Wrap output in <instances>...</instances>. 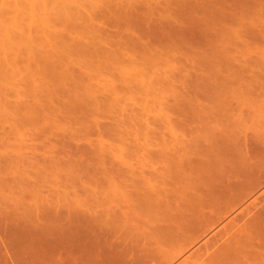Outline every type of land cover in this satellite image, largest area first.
<instances>
[{"label": "rangeland", "instance_id": "1", "mask_svg": "<svg viewBox=\"0 0 264 264\" xmlns=\"http://www.w3.org/2000/svg\"><path fill=\"white\" fill-rule=\"evenodd\" d=\"M38 1L36 5L33 0H0V6L4 5L0 11L7 9L9 17L2 20L6 13L0 12V24L7 29L0 27V85L8 86L7 90L0 86L5 93H0V264L11 259L13 264H56L68 256L83 264H264V217H256L263 202L245 211L242 237L231 239L234 234L229 230L214 238L187 241L177 231L182 221L192 218L191 209L198 203L195 194L206 187V163L220 159L229 144L264 136V0ZM9 30L8 36L25 39H20V47L13 42L16 48L8 43L12 47L5 49ZM21 43L30 46L21 48ZM65 49L69 56L64 55ZM27 51L38 53L27 56ZM61 70L74 73L72 80ZM50 74L53 78L59 74L61 82L58 76L54 79L61 84ZM76 75L83 79L80 84L85 81L93 87L90 93L98 88L94 94L104 103L102 108L101 103L94 104L99 111L93 112L95 106L92 109L86 100L82 105L77 102L80 110L71 102L75 115L67 112L71 105L58 107L63 89L78 84ZM40 80L44 85L38 88ZM63 80L72 83L62 87ZM57 85L63 89L59 91ZM47 86L58 96L46 98L48 90L42 88ZM114 87H120V92ZM46 99L56 101L58 109L52 104L47 108ZM59 108L68 109L63 113ZM88 115L95 118L93 122L100 121L99 128L98 122L97 127L87 124ZM42 116L46 126L36 119ZM64 118L72 123L66 125ZM50 208L49 217L46 210ZM76 210L86 211L87 228L96 230L90 231L93 235L85 233V239L79 238ZM91 237L94 249L89 245ZM172 240L183 242L173 248Z\"/></svg>", "mask_w": 264, "mask_h": 264}, {"label": "crops", "instance_id": "2", "mask_svg": "<svg viewBox=\"0 0 264 264\" xmlns=\"http://www.w3.org/2000/svg\"><path fill=\"white\" fill-rule=\"evenodd\" d=\"M205 182L204 191L195 194L198 203L191 209L192 218L182 221L179 234L187 241L214 238L229 230L234 234L231 239L242 237L246 210L263 202L256 217H264V136L229 144L220 159L206 163ZM181 242L169 244L174 248Z\"/></svg>", "mask_w": 264, "mask_h": 264}, {"label": "bare ground", "instance_id": "3", "mask_svg": "<svg viewBox=\"0 0 264 264\" xmlns=\"http://www.w3.org/2000/svg\"><path fill=\"white\" fill-rule=\"evenodd\" d=\"M34 1H35V0H33V3H34V4L36 3V5H37V2H34ZM36 1H38V0H36ZM31 2H32V0H31ZM31 2H30V3H31ZM38 2H39V1H38ZM71 2H72V1H71ZM30 3H27V4L30 5ZM9 4H10V3H8V5H9ZM34 4H32V5H34ZM67 4H68V6H69V3H67ZM1 5H2V4H1ZM8 5H6V6H8ZM10 5H12V4H10ZM10 5H9V7L11 8ZM65 5H66V4H65ZM2 6H4V5H2ZM2 6H0V8H1ZM66 6H67V5H66ZM68 6H67V8H70V7H68ZM30 7H31V6H30ZM7 8H8V7H7ZM3 9H5V7H3ZM3 9H1V10H3ZM6 10H7V9H5V10H3V11L5 12ZM32 10L35 12V9H32ZM32 10H31V12H33ZM3 11H0V12H3ZM34 12H33V13H34ZM42 12H43L42 15L45 14L44 11H42ZM5 13H6V15H5L4 13H2V14H4V15L6 16V17H2V18H3L2 20H5L4 18H6V19L8 18V19H9V17H7L8 13H7V12H5ZM35 13H36V12H35ZM31 14H32V13H31ZM32 15H34V14H32ZM2 16H3V15H2ZM29 16H30V14H29ZM39 16H40V15H39ZM43 16H46V15H43ZM31 17H33V16H31ZM40 17H41V16H40ZM43 18H44V17H43ZM46 18H48V17H46ZM0 19H1V17H0ZM10 19H12V18H10ZM7 21H8V20H6L5 22H7ZM10 21H13V20H10ZM48 21H49V20H48ZM68 21H70V20H68ZM1 22H2V21H1ZM14 22H15V21H14ZM14 22H12V23H14ZM16 22H17V21H16ZM66 22H67V21H66ZM2 23H3V22H2ZM9 23L11 24V22H9ZM9 23H8V24H9ZM70 23H71V21H70ZM70 23H68V24H69L68 26H70ZM73 23H74V22H73ZM10 24H9V25H10ZM15 24H16V23H15ZM0 25H1L0 27H2V26H4L5 24H4V25L0 24ZM9 25H7V26H9ZM13 26H14V25H13ZM16 26H17V25H16ZM71 26H72V24H71ZM73 26H74V24H73ZM76 26H77V25L75 24V27H76ZM75 27H74V28H75ZM2 28L4 29L5 27H2ZM5 29H6V28H5ZM12 29H13V28H11V30H12ZM71 29H72V28H71ZM77 29H78V27H77ZM6 30H7V29H6ZM72 30H73V29H72ZM0 31L3 32L2 29H1ZM4 31H5V30H4ZM8 32H11V31L9 30V31L6 32V33H7V34H6V35H7V38L5 37V38H6V39H4L5 42L3 41L4 44H5L4 47H6L5 49H8V47H12V46L14 45L13 42H14V43L17 42L15 45H18V46H19L20 42H22V41L25 40V39L23 40V38L21 37L20 34H19V35H20L21 38H20V37H16L17 39H15V36H14V37H12V36H8ZM12 33H13V31H12ZM12 33H11V34H12ZM58 33H59V32H58ZM13 35H16V33L13 34ZM54 35H55V34H54ZM56 35H57V34H56ZM58 35H59V34H58ZM58 35H57L56 37H59V39H62V38L60 37V35H59V36H58ZM0 36H1V34H0ZM22 36H23V35H22ZM2 37H3V35H2ZM2 37H1V38H2ZM54 37H55V36H54ZM56 37H55V39H56ZM64 37H65V35H64ZM67 37H68V36H67ZM12 38H13V39H12ZM18 38H19V39H18ZM25 38H26V37H25ZM20 39H21L22 41H21ZM28 39H29V38H28ZM28 39H27V42H28ZM65 39H66V37H65ZM57 40H58V38H57ZM63 40H64V38H63ZM67 40H69V39H67ZM0 41H1V40H0ZM6 43H7V45H6ZM8 43H10V45H12V46H10V45L8 46ZM11 43H12V44H11ZM0 44H1V47H2V42H1ZM78 44H79V45H78ZM15 45H14V46H15ZM21 45H23V46L21 47V48H23V47H24V44L21 43ZM28 45L30 46V44H27V45H25V47H29ZM82 45L84 46L83 43H82ZM31 46H33V44H32ZM76 46H81V45H80V43H77ZM19 47H20V46H19ZM25 47H24V48H25ZM14 48H16V46H15ZM14 48H13V49H14ZM21 48H20V49H21ZM31 48H32V49H31ZM31 48H28V49L26 48V50H30V49H31L30 51H34V50H35V46H34V47H31ZM33 48H34V49H33ZM83 48H84V47H83ZM83 48H81L82 50H80V51H83ZM11 49H12V48H11ZM167 49H169V48H167ZM1 50L4 51V48H2ZM26 50H25V51H26ZM88 50H90V49L88 48ZM5 51H6V50H5ZM59 51H60V50H59ZM59 51H58V52H59ZM61 51H63V49H62ZM61 51H60V53H61ZM65 51L67 52L66 49H65ZM68 51H69V50H68ZM100 51H101V50H100ZM20 52H21V51H20ZM28 52H29V51L24 52V53H27V54H28ZM40 52H41V51H40ZM91 52H92V51H91ZM98 52H99V51H97V53H98ZM103 52H104V51H103ZM105 52H106V51H105ZM17 53H18V52H17ZM33 53H34V52H33ZM33 53H32V54H33ZM35 53H38V51L35 52ZM35 53H34V54H35ZM41 53H42V52H41ZM60 53H58V54H59V57H61V56L63 57L64 52H63V54L61 53L62 55H61ZM84 53H85V50H84ZM99 53H100V52H99ZM101 53H102V51H101ZM101 53H100V54H101ZM110 53H111V52L107 53L108 56H110V55H109ZM112 53H113V52H112ZM27 54H26V55H27ZM29 54L32 56L31 53H29ZM29 54H28L27 56H29ZM55 54H56V53H55ZM66 54H68L67 56L70 55L69 52L65 53L64 55H66ZM92 54H95V53L92 52ZM105 54H106V53H105ZM105 54H104V55H105ZM224 54H225V53H224ZM53 55H54V54H53ZM60 55H61V56H60ZM86 55H87V52H86V54H85L84 56H86ZM88 55H90V54H88ZM112 55H113V54H112ZM112 55H111L110 57H112ZM114 55H116V54H114ZM146 55H147V54H146ZM33 56H35V55H33ZM42 56H44V55H42ZM56 56H57V55H56ZM102 56H103V54H102ZM132 56H133V55H132ZM90 57H91V56H90ZM90 57H89V61H91L92 59H95V57H93V56H92V59H91ZM110 57H109V58H110ZM141 57H142V56H141ZM27 58H28V57H27ZM46 58H47V56H46ZM49 58H50V56H49ZM63 58H66V56L63 57ZM67 58H68V57H67ZM71 58L73 59V57H71ZM105 58H107V57H105ZM13 59H14V58H13ZM69 59H70V58H69ZM69 59H68V60H69ZM75 59H76V58H74V60H75ZM83 59H84V58H83ZM86 59H88V58H86ZM90 59H91V60H90ZM96 59H97V58H96ZM146 59H147V58H146ZM41 60H42V59H41ZM50 60H51V59H50ZM70 60H71V59H70ZM74 60H73V66H74ZM76 60H77V59H76ZM78 60H79V59H78ZM97 60H98V59H97ZM116 60H117V59H116ZM118 60H119V59H118ZM2 61H3V60H2ZM14 61H15V59H14ZM14 61L11 60V62H14ZM46 61H47V60H46ZM51 61H52V60H51ZM92 61H93V60H92ZM95 61H96V60H95ZM95 61H94V62H95ZM146 61H147V60H146ZM15 62H16V61H15ZM41 62H43V60H42ZM53 62H54V60H53ZM71 62H72V61H71ZM76 62H77V61H76ZM82 62H83V61H82ZM85 62H86V61H85ZM96 62H98V61H96ZM110 62H111V60H110ZM3 63H4V61H3ZM43 63H44V62H43ZM45 63H46V62H45ZM50 63H51V62H50ZM68 63H69V62H68ZM77 63H79V62H77ZM148 63H149V62H148ZM11 64H12V63H11ZM14 64H15V63H14ZM46 64H47V63H46ZM65 64H67V63H65ZM75 64H76V63H75ZM100 64H101V63H100ZM0 65L2 66L3 64L0 63ZM35 65H36V64H35ZM49 65H52V63L49 64ZM53 65H54V64H53ZM55 65H56V64H55ZM68 65H70V64H68ZM82 65H83V64H82ZM90 65H91V64H90ZM16 66H17V65H16ZM31 66H32V68H33V65H31ZM41 66H42V68L44 67V65H41ZM60 66H61V65H60ZM66 66H67V65H65V67H66ZM93 66H94V65H93ZM93 66H92V67H93ZM12 67H13V66H12ZM36 67H37V65H36ZM65 67L63 68V70L65 69ZM68 67H69V66H68ZM68 67H67L66 69H68L67 72L69 73L70 69H69ZM92 67H91V68H92ZM98 67H100V66H97V68H98ZM137 67H138V66H137ZM3 68H4V67H3ZM30 68H31V67H30ZM39 68H40V65H39ZM39 68H37V70L40 71ZM45 68H47V65H46V67H44V69H45ZM56 68L59 69L60 67H57V66H56ZM95 68H96V67H95ZM95 68H94V69H95ZM138 68H139V67H138ZM7 69H8V68H7ZM7 69H6V70H7ZM9 69H10V68H9ZM28 69H29V68H28ZM28 69H27V70H28ZM53 69H55V68H53ZM53 69H52L51 71L48 70L49 73L51 72V73L53 74V72H52ZM61 69H62V68H61ZM72 69H74V68H72ZM81 69H82V68H80V70H81ZM98 69H99V68H98ZM98 69H96L95 71L98 72ZM100 69H102V68H100ZM6 70H5V71H6ZM31 70H32V69H31ZM37 70L34 69V72L36 71V73H38L39 71L37 72ZM59 70H60V69H59ZM59 70L55 69L54 71L57 72V71H59ZM63 70H61V71H63ZM74 70H75V69H74ZM90 70H92V69H90ZM5 71H3V72L6 73ZM7 71H8V70H7ZM16 71H17V70H16ZM16 71H14V72H16ZM44 71H45V70H44ZM61 71H60V73H61ZM78 71H79V70H78ZM8 72H9V71H8ZM18 72H19V70H18ZM28 72H29V70H28ZM40 72H42V71H40ZM56 72H55V73H56ZM63 72L66 73V71H63ZM63 72H62V74H63ZM212 72H213V71H212ZM212 72H211V73H212ZM4 73H3V74H4ZM12 73H13V72H12V70H11V74H12ZM36 73H35V77L37 76ZM42 73H43V72H42ZM58 73H59V72H58ZM60 73H59V74H60ZM83 73L85 74V72H83ZM83 73H82V74H83ZM0 74H2V72H1ZM13 74H14V73H13ZM38 74H39V73H38ZM44 74H45V73H44ZM52 74H50L51 77L53 76ZM59 74H57V76H58ZM66 74H67V73H66ZM66 74H64L63 76H65ZM71 74H72V73H71ZM71 74H70V75H71ZM73 74H74V73H73ZM73 74H72V75H73ZM78 74H79V73H78ZM91 74H92V73H90L89 75H91ZM99 74H100V73H99ZM101 74H103V72H102ZM48 75H49V74H48ZM48 75H47V76H48ZM54 75H55V74H54ZM60 75H61V74H60ZM67 75H69V74H67ZM67 75H66V76H67ZM70 75H69V77H70ZM89 75H88V76H89ZM95 75H96V74H95ZM1 76H2V75H1ZM16 76H17V75H16ZM22 76H23V75H22ZM24 76H25V75H24ZM29 76H30V77H29ZM29 76H28V78H30V80H31V75H29ZM39 76H41V75H39ZM42 76H44V75L42 74ZM45 76H46V75H45ZM47 76H46V78H47ZM57 76L54 77V78L58 79L59 76H58V78H57ZM63 76L61 75L62 78H63ZM66 76H65V79H68V78H66ZM82 76H83V75H82ZM98 76L100 77V75H98ZM8 77H9V76H8ZM26 77H27V76H26ZM26 77H25V78H26ZM35 77H34V80H35ZM37 77H38V76H37ZM51 77H50V78H51ZM61 77L59 78V79H60V82H61V80H62ZM73 77H74V75H73ZM75 77H76V79H78L77 77H79V75H78V76L76 75ZM92 77H93V76H92ZM92 77H91V78H92ZM32 78H33V75H32ZM41 78H42V77H41ZM48 78H49V76H48ZM52 78H53V77H52ZM52 78H51V79H52ZM54 78H53V79H54ZM79 78H80V77H79ZM83 78H84V77H83ZM95 78H97V77H95ZM2 79H3V77H2ZM11 79H13V78H11ZM15 79H16V78L14 77V80H13V81H15ZM23 79H24V77L22 78V80H23ZM36 79H38V78H36ZM44 79H45V78H44ZM69 79H71V77H70ZM69 79H68V80H69ZM73 79H74V78H73ZM76 79H74V80L76 81ZM81 79H82V77H81ZM81 79H78V80H77V81H78V84L81 83V82H79V80L81 81ZM102 79H103V78H102ZM38 80H39V79H38ZM45 80H46V79H45ZM47 80H48V79H47ZM54 80H55V79H54ZM54 80H53V81H54ZM71 80H72V79H71ZM82 80H83V79H82ZM92 80H93V78H92ZM113 80H114V79H113ZM113 80H112V81H113ZM7 81H8V80H7ZM10 81H11V80H10ZM13 81H12V82H13ZM16 81H18V80H16ZM35 81H37V80H35ZM35 81H34V82H35ZM49 81H50V80H49ZM55 81H56V82L58 81L57 83H59V80H55ZM108 81H109V80H108ZM108 81H107V82H108ZM110 81H111V80H110ZM112 81H111V82H112ZM28 82H29V81H27V84H28ZM30 82H31V81H30ZM32 82H33V81H32ZM37 82H39V81H37ZM37 82L35 83L36 85H35L34 83H33V84H34L35 86H37ZM42 82H43V80H42ZM42 82H41V80H40V83H41V84H39L40 87L37 86L38 88H41V87H42V84L44 85V83H42ZM44 82H46V83H45V86H46L48 82H47V81H44ZM63 82H64V84H62V87H65L64 85H65V83H66L67 81L65 82V80H63L62 83H63ZM69 82H70V83H66V85H67V84L71 85L72 82H71V81H69ZM86 82H87V81H86ZM107 82H106V83H107ZM111 82H110V83H111ZM8 83H11V82H8ZM87 83L89 84L90 82H87ZM92 83H93V82H92ZM106 83H105V85H106ZM5 84H6V83H5ZM13 84H14V83H12L10 86H12ZM33 84H32V85H33ZM50 84H54V83H53V82H50ZM59 84H61V83H59ZM59 84H58V85H59ZM78 84H77V82L75 83V85H74V83H73L74 88H78V89H79V92H81V91L83 90L82 93L74 92V90H76V89H74V88H72V89H70V90H69L68 88H66L67 90H64V89L61 87V85H60V86L57 85V87H59V91H61L60 88H62V89H63V93L65 92V94H63V96L60 95V97L62 96L61 99H60L61 101H59V100H58V101L61 102V103H60V105H59L58 107H60L61 104H63V105H65V108H66V106H69V105H71V104H73V103H75L74 106H77V104H78L77 102H79V104H80V103H81L82 101H84V100L87 101L86 105L88 104L89 106H91V105L93 104L92 106H93V107L95 106V108H96V106H97V105H94L95 103H96V104L101 103V104H98V106H99L100 108H102V107H101L102 104H103V106H104V103H102V102H98V101H100V100H97V99H98V95H95V94L97 93L96 91H97L98 88L96 89L95 92L90 93V92H91L90 90H91L93 87H88L87 84H85V81H84V84H80V85H78ZM90 84H91V83H90ZM93 84H95V83H93ZM107 84H108V83H107ZM114 84H115V83H113V85H114ZM1 85H2V87H3V84H1ZM1 85H0V86H1ZM32 85H31V87H32L31 90L34 89ZM54 85H56V83H55ZM82 85H83V86H82ZM113 85H112V86H113ZM4 86H5V85H4ZM93 86H94V85H93ZM106 86H107V85H106ZM108 86H109V85H108ZM114 86H116V85H114ZM120 86H121V85H120ZM123 86H124V84H123ZM2 87H0V89H1ZM5 87H8V86H5ZM5 87H3L2 90H5V89H6ZM66 87H67V86H66ZM98 87H99V84H98ZM109 87H111V86H109ZM126 87H127V84H126ZM15 88H17V87H15ZM35 88H36V87H35ZM89 88H91V89L89 90ZM94 88H96V87H94ZM100 88H102V87H100ZM112 88H113V87H112ZM114 88H117V87H114ZM118 88L121 89L120 87H118ZM118 88H117V89H118ZM122 88H123V87H122ZM25 89H26V88H25ZM42 89L48 90V86H47V88H46V87H45V88L43 87ZM49 89H50V87H49ZM53 89H54V88L50 89V91H49V90L46 91V92H48V93L46 94V95H47L46 98H47L48 96L51 97L52 95H53L54 97H57V96H58V95H55L54 92L51 91V90H53ZM55 89H56V91H57L56 86H55ZM73 89H74V90H73ZM81 89H82V90H81ZM117 89H116V90H117ZM119 89H118V90H119ZM6 90H7V89H6ZM16 90H17V89H16ZM29 90H30V88H29ZM35 90H36V92L38 91L37 89H35ZM93 90H94V89H93ZM100 90H101V89H100ZM100 90H99V92H100ZM21 91H22V90H18L17 92L19 93V92H21ZM39 91H40V90H39ZM59 91H57V92H59ZM2 92H3V94H5L4 91H2ZM2 92H0V93H2ZM9 92H10V91H9ZM28 92H29V91H28ZM28 92H27V93H28ZM32 92H33V91H32ZM32 92H30V94H31ZM34 92H35V91H34ZM34 92H33V94H34ZM41 92L43 93L42 90H41ZM46 92H45V93H46ZM102 92H103V91H102ZM104 92H105V89H104ZM119 92H120V90H119ZM119 92H117V93L119 94ZM45 93H44V95H45ZM60 93H61V92H60ZM60 93H59V94H60ZM76 93H77V94H76ZM94 93H95V94H94ZM100 93H101V92H100ZM107 93H109V92H107ZM114 93H115V91H114ZM121 93H122V92H121ZM3 94H2V95H3ZM15 94H16V93H15ZM21 94H22V93H21ZM23 94H24V93H23ZM25 94H26V92H25ZM25 94H24V95H25ZM39 94H40V93H39ZM90 94L92 95V97H91ZM19 95H20V94H19ZM27 95H28V94H27ZM36 95H38V94H36ZM65 95H66V96H65ZM86 95H87L89 98H91L92 100H93L94 98H96V99H94V100H93V103H92V100H91V99H88V100L86 99V98H87ZM93 95H95L94 98H93ZM101 95H102V94H101ZM105 95H106V94H105ZM109 95H110V94H108L107 96H109ZM0 96H1V95H0ZM29 96H30V95H29ZM38 96H39V95H38ZM38 96H34V95H33V99H35L34 97L37 98ZM120 96H121V95H120ZM44 97H45V96H44ZM63 97H66V98L64 99ZM85 97H86V98H85ZM40 98H41V95H40ZM62 98H63V99H62ZM99 98H100V97H99ZM101 98H102V97H101ZM112 98H113V97H112ZM112 98H111V99H112ZM116 98H117V97H116ZM33 99H32V100H33ZM37 99H38V98H37ZM48 99H49V98H48ZM48 99H46V101L48 102V103L46 104V106H47V105H48V106H49V105L51 106V104H52V106H53V105L56 104V101H55V104H54V103H53V100L50 102V101H48ZM51 99H52V98H51ZM51 99H50V100H51ZM53 99H55V98H53ZM106 99H107V98H106ZM111 99H110V101H111ZM114 99H115V98H114ZM35 100H36V99H35ZM39 100H40V99H39ZM55 100H57V98H56ZM102 100H103V98H102ZM107 100H108V99H107ZM24 101H25V100H24ZM37 101H38V100H37ZM58 101H57V102H58ZM75 101H76V102H75ZM110 101H109V102H110ZM49 102H50V103H49ZM71 102H73V103H71ZM97 102H98V103H97ZM25 103H26V102H25ZM83 103H85V102H83ZM90 103H91V104H90ZM110 103H111V102H110ZM18 104H19V103H18ZM22 104H23V103H22ZM57 104H58V103H57ZM79 104H78V105H79ZM105 104H106V101H105ZM111 104H112V103H111ZM29 105H30V104H29ZM80 105H82V103H81ZM80 105H79V107L82 108V106H80ZM100 105H101V106H100ZM16 106H17V105H16ZM19 106H20V105H19ZM48 106H47V108H48ZM83 106H84V105H83ZM92 106H91V108H92ZM98 106H97V107H98ZM37 107H38V106H37ZM54 107L57 108V105H55ZM61 107H62V106H61ZM71 107H72V105H71L70 107H68V108H69V111L67 110L68 108H67L66 110H67V112H69V114L72 113V115H75L76 113L74 112V110H76V108L73 109V107H72V109H71ZM77 107H78V106H77ZM79 107H78V109H79ZM86 107H87V108H86ZM86 107L84 106L83 108H86V110H87V109H88V106H86ZM99 107H98V108H99ZM105 107H108V106H105ZM12 108H13V107H12ZM18 108H19V107H18ZM28 108H29V107H28ZM33 108H34V107H33ZM33 108H32V109H33ZM49 108H50V107H49ZM51 108H52V107H51ZM51 108H50V109H51ZM55 108H53V109H55ZM65 108H59V109H60L59 111H61V109L64 111ZM95 108H94V109L92 108V109H93V112H94V111H99L97 108H96V110H95ZM100 108H99V109H100ZM103 108H104V107H103ZM24 109H25V108H24ZM38 109H39V107H38ZM45 109H46V108H45ZM57 109H58V108H57ZM112 109H113V108H112ZM16 110H17V109H16ZM35 110H36V109H35ZM55 110H56V109H55ZM66 110H65V111H66ZM72 110H73V112H72ZM79 110H80V109H79ZM89 110H90V109H89ZM104 110H106V108L103 109V110H101V112H103ZM31 111H32V110H31ZM33 111H34V110H33ZM50 111H51V110H50ZM65 111H64L63 113H65ZM81 111H83V110L81 109ZM84 111H85V110H84ZM16 112H18V110H17ZM35 112H36V111H35ZM67 112H66V116L69 115V114H67ZM36 113H37V112H36ZM36 113H35V114H36ZM54 113H55V112H54ZM60 113H61V112H60ZM60 113H59V115H60ZM73 113H75V114H73ZM83 113H84V112H83ZM85 113H87V112H85ZM104 113H106V112H104ZM33 114H34V113H33ZM38 114H39V113H38ZM38 114H37V115H38ZM41 114H43V111H42ZM45 114H46V113H45ZM45 114H44V115H45ZM55 114H56V113H55ZM80 114H81V113H80ZM88 114H89V113H88ZM91 114L94 115L92 112H91ZM96 114H98V112H96ZM52 115H53V114H52ZM52 115H51V116H52ZM77 115H78V114H77ZM77 115H76V116H77ZM84 115H85V114H84ZM98 115L100 116V114H98ZM98 115H97V116H98ZM101 115H102V114H101ZM53 116H54V115H53ZM57 116H58V114H57ZM70 116H71V115H70ZM79 116H80V115H79ZM85 116H86V115H85ZM85 116H84V117H85ZM88 116H89V115H88ZM31 117H32V116H31ZM33 117H34V116H33ZM33 117H32L31 119H34ZM37 117H39V115H38ZM54 117H55V116H54ZM54 117H53V118H54ZM58 117H59V116H58ZM58 117H57V118H58ZM77 117H78V116H77ZM80 117H81V116H80ZM84 117H83V118H84ZM89 117H90V116H89ZM92 117H93V116H92ZM102 117H103V116H102ZM105 117H106V115H105ZM40 118H41V117H40ZM44 118H45V119H44ZM47 118H48V117H47ZM49 118H50V117H49ZM53 118H52V120H51V119H48L47 121H50V120L53 121ZM68 118H70V117H68ZM71 118H72V117H71ZM86 118L88 119V117H86ZM90 118H91V117H90ZM90 118L88 119V120H90L89 123H87L88 120H87V122H86V120H85V124H86V123H87L88 125H89V124H92V125L94 124L93 126L97 127V126H96L97 124L95 125V123H97L98 121L93 122L92 119L94 120L95 118H94V117L91 118V119H90ZM97 118H98V117H97ZM26 119H27V118H26ZM28 119H30V117H29ZM36 119H37L38 121L41 120L42 122H44V124H42V125H45V123H46V124L48 123V122H45L46 117H43V116H42V119H38V118H36ZM36 119H35V121H37ZM54 119H55V118H54ZM77 119H78V118H77ZM79 119H80V118H79ZM104 119H105V118H104ZM43 120H44V121H43ZM56 120H58V119H56ZM64 120H65V121H64ZM64 120H63L64 123L67 122V121H68L69 123H72V122L70 121L71 119H68V120L66 121V119L64 118ZM96 120H98V119H96ZM100 120H103V118L100 119ZM25 121H26V120H25ZM28 121H29V120H28ZM30 121H31V120H30ZM54 121H55V120H54ZM58 121L60 122L61 120H58ZM74 121H77V120L75 119V120H73V122H74ZM79 121H81V120H79ZM91 121H92L93 123H90ZM94 121H95V120H94ZM103 121H104V120H103ZM124 121H125V120H124ZM26 122H27V121H26ZM59 122H58V123H59ZM63 122H62V124H64ZM81 122H82V121H81ZM99 122H100V121H99ZM99 122H98V128H99V125H101V124H99ZM23 123H24V121H23ZM30 123H31V122H30ZM30 123H29V125H30ZM37 123H39V122H37ZM40 123H41V122H40ZM50 123H51V122H50ZM101 123H102V122H101ZM110 123H111V122H110ZM120 123H121V122H120ZM125 123H126V122H124V124H125ZM27 124H28V123H27ZM31 124H32V123H31ZM62 124H60V125H62ZM65 124H66V123H65ZM74 124H75V123H74ZM80 124H81V123H80ZM40 125H41V124H40ZM48 125H49V124H48ZM51 125H52V124H51ZM56 125H58V124H56ZM56 125L54 124L53 126H56ZM66 125H67V124H66ZM66 125H65V126H66ZM88 125H86L87 128L89 127ZM102 125H103V124H102ZM105 125H106V124H105ZM45 126H46V125H45ZM71 126H72V124L70 125V127H71ZM83 126H84V123H83ZM114 126H115V125H114ZM118 126H119V125H118ZM120 126H121V125H120ZM35 127H36V126H35ZM49 127H50V126H49ZM58 127H59V125L57 126V128H58ZM63 127H64V126H63ZM81 127H82V126H81ZM90 127H91V126H90ZM95 127H94L93 131H95V129L98 130V129L95 128ZM109 127H110V126H109ZM121 127H122V126H121ZM38 128H39V127H38ZM40 128H42V127H40ZM40 128H39V129H40ZM57 128H56V129H57ZM59 128H60V127H59ZM68 128H69V127H68ZM74 128H75V127H74ZM91 128H92V127H91ZM102 128H103V126H102L100 129L102 130ZM105 128H106V127H105ZM113 128H114V127H113ZM118 128H119V127H118ZM122 128H123V127H122ZM36 129H37V128H36ZM52 129H53V128H52ZM52 129H50V130H52ZM66 129H67V127H66ZM72 129H73V128H72ZM72 129H71V131H73ZM83 129H84V128H83ZM83 129H82V130H83ZM89 129H90V128H89ZM89 129H87V130H89ZM111 129H112V128H111ZM37 130H38V129H37ZM40 130H41V129H40ZM48 130H49V129H48ZM54 130H55V128H54ZM69 130H70V128H69ZM77 130H79V129H77ZM87 130H86V131H87ZM101 130H100V131H101ZM115 130H116V129H115ZM41 131H43V130H41ZM57 131H58V129H57ZM67 131H68V130H67ZM79 131H80V130H79ZM100 131L98 130L97 132H100ZM103 131H104V130H103ZM73 132H74V131H73ZM75 132H77V131H75ZM84 132H85V131H84ZM95 132H96V131H95ZM95 132H94V133H95ZM104 132H105V131H104ZM108 132H112V130H111V131H108ZM37 133H38V132H37ZM51 133H52V131H51ZM77 133H78V132H77ZM100 133H101V132H100ZM106 133H107V132H106ZM112 133H113V132H112ZM121 133H122V132H121ZM123 133H124V132H123ZM66 134H67V133H66ZM68 134H72V133H68ZM68 134H67V135H68ZM80 134H81V133H80ZM91 134H92V133H91ZM95 134H96V133H95ZM109 134H110V133H109ZM39 135H40V134H39ZM67 135H66V136H67ZM99 135H101V134H99ZM69 136L71 137V135H69ZM103 136H104V135H103ZM108 136H109V135H108ZM70 137H69V138H70ZM72 137H73V136H72ZM82 138H83V137H82ZM76 139H79V137L76 138ZM80 139H81V137H80ZM102 139H103V138H102ZM112 139H113V138H112ZM72 140H73V138H72ZM83 140H84V139H83ZM96 141H97V140H96ZM98 141H100V140L98 139ZM105 141H106V140L104 139V142H105ZM107 141H109V139H108ZM53 142H54V141H53ZM57 142H58V140H57ZM72 142H73V141H72ZM72 142H71V143H72ZM68 143H69V141H68ZM85 143H87V141H85ZM125 143H126V142H125ZM51 144L53 145L52 142H51ZM69 144H70V143H69ZM74 144H75V143H74ZM105 144H107V143L105 142L104 145H105ZM109 144H110V142H109ZM57 145H58V144H57ZM65 145H66V144H65ZM78 145H79V143H78ZM100 145H101V144H100ZM100 145H99V146H100ZM110 145H111V144H110ZM37 146H38V145H37ZM66 146L68 147V145H66ZM80 146H81V145H80ZM80 146H78L79 148L77 147V149L80 150ZM107 146H108V145H107ZM111 146H112V145H111ZM60 147H61V146H60ZM81 147H82V146H81ZM87 147H89V146H87ZM87 147L85 146V149H86ZM109 147H110V146H109ZM36 148H37V147H36ZM75 148H76V147H75ZM82 148H83V147H82ZM89 148H90V147H89ZM104 148H105V146H104ZM40 149H41V148H40ZM63 149H64V148H63ZM87 149H88V148H87ZM87 149H86V150H87ZM107 149H108V148H107ZM65 150H66V149H65ZM88 150H89V149H88ZM103 150H104V149H103ZM55 151L57 152L58 150L56 149ZM97 151H99V150H97ZM110 151L112 152V150H110ZM76 152H77V151H76ZM84 152H85V151H84ZM59 153H60V151H59ZM68 153H69V152H68ZM82 153H83V152H82ZM82 153H80V154H82ZM87 153H88V152H87ZM60 154H61V153H60ZM80 154H79V156H81ZM94 154H95V153H94ZM99 154H100V152H99ZM56 155H57V158H58V154H56ZM67 155H68V157L70 156L69 154H67ZM103 155H104V154H103ZM59 156H60V155H59ZM75 156H76V155H75ZM77 156H78V155H77ZM90 156H91V154H90ZM90 156H89V158H90ZM97 156H98V155H97ZM97 156H96V158H97ZM83 157L85 158V155H84V154H83ZM83 157H82V158H83ZM55 158H56V157H55ZM73 158H74V157H73ZM75 158H76V157H75ZM78 158H79V157H78ZM82 158H80V159H82ZM84 158H83V159H84ZM86 158H87V157H86ZM89 158H88V159H89ZM62 159H63V158H62ZM93 159H94V158H93ZM97 159H99V158H97ZM95 160H96V159H95ZM56 161H58V160L56 159ZM82 161L85 162L84 160H82ZM82 161H81V163H82ZM86 161H87V160H86ZM90 161H92V160H90ZM93 161H94V160H93ZM96 161H98V160H96ZM94 162H95V161H94ZM55 163H56V162H55ZM87 163H88V162H87ZM98 163H99V162H98ZM68 164H69V163H68ZM68 164H67V165H68ZM78 164H79V163H78ZM93 164H94V163H93ZM96 164H97V163H96ZM72 165H73V164H72ZM69 166H70V165H69ZM97 166H98V165H97ZM97 166H96V167H97ZM59 167H60V166H59ZM84 167H86V166H84ZM89 167H90V166H89ZM89 167H88V168H89ZM92 167H93V166H92ZM96 167H94V168H96ZM99 167H100V166H98V168H99ZM81 168H83V167L81 166ZM98 168H96V170H97ZM79 177H80V176H79ZM78 204H79V203H78ZM43 205H44V204H43ZM45 205H46V204H45ZM45 205H44V206H45ZM46 206H48V205H46ZM52 206H54V205H52ZM52 206L50 205V207H52ZM56 207H57V206H56ZM56 207L53 208L54 211H55V208H56ZM48 208H49V207H48ZM78 208H79V206H78ZM44 209H46V208L44 207ZM67 209H68V207H67ZM49 210H51V208L46 210V211H47V212H46V213H47V216H49V215H48V214H49L48 212H50ZM77 210H78V209H77ZM77 210H76V212H77ZM82 210H84V209H82ZM82 210H81V211H82ZM52 211H53V210H52ZM85 212H86V211H84V212H80V213L77 212V215L79 214V215H78L79 218H77V219H78V222L76 221V223H77V225H78V227H79V238H80V236H82L83 239H85V237H84L85 233H88V234H89L90 231H92V230H89V228H87V227H88V223H89V219H90V217H89ZM82 213H83V214L85 213L87 216H85V214L83 215ZM87 213H88V212H87ZM50 214H51V212H50ZM56 214H57V213H56ZM51 215H52V214H51ZM51 215H50V216H51ZM59 215H60V214H59ZM77 215H75V216L77 217ZM50 216H49V217H50ZM53 217H54V216H53ZM57 217H58V215H57ZM75 220H76V218H75ZM76 223H75V224L73 223V224L76 225ZM70 225H71V223H70ZM77 225H76V226H77ZM76 226H75V227H76ZM85 226H86V228L88 229L89 232H87ZM68 227H70V226H68ZM78 227H76V228L78 229ZM68 229H69V228H68ZM85 230H86V231H85ZM93 231H94V230H93ZM93 231H92V232H93ZM92 232H91V233H92ZM95 232H96V230H95ZM95 232H93V233H95ZM91 233H90L89 235H91ZM93 233H92V235H93ZM75 237H77V236H75ZM86 237H87V236H86ZM92 238H93V237H91V239H92ZM92 241L94 242V240L92 239V240L90 241L91 243L89 242V245L93 246L92 248L94 249V246H95L96 244L94 243V244H95V245H94ZM84 243H85L86 245H88V243H86V241H84ZM84 243H80V242H78V244H82V245H84ZM92 244H93V245H92ZM89 245H88V246H89ZM69 246H70V245H69ZM75 246H76V248H79L81 245H80V246L75 245ZM84 246H85V245H84ZM82 247H83V246H82ZM65 248L67 249L68 247L65 246L64 249H65ZM87 248L90 249V250H92L91 247H90V248L87 247ZM84 249H85V248H84ZM84 249H83V251L86 252L87 250H86V249L84 250ZM67 250H68V249H67ZM69 250H71V249L69 248ZM56 251L58 252V249H57ZM56 251H55V252H56ZM73 251H74V250H73ZM73 251H71V252L69 251V252L72 253ZM75 251L77 252V250H75ZM78 251H79V250H78ZM81 252H82V251H80L79 253H81ZM84 252H82L81 255L79 254V256H82ZM88 252H91V251H88ZM58 253H59V252H58ZM66 253H67V252H66ZM15 254H16V253H15ZM56 254H57V253H56ZM76 254H78V252H77ZM85 254H86V253H85ZM5 255H6V254H5ZM16 255H17V254H16ZM73 255H74V254H73ZM10 256H11L10 254H9V257L7 256L8 259L11 258ZM12 256H13V255H12ZM19 256H20V255H19ZM57 256H58V254H57ZM67 256H68V255H67ZM7 257H6V258H7ZM54 257H55V254H54ZM54 257H53V258H54ZM63 257H64V256H63ZM68 257H69V256H68ZM68 257L66 258V260H65V258H64L63 261H62V260L59 261L60 259L58 260V258H57V260H58L57 263H59V264H66V263H68V264H69V263H71V264H81V263H82V262H79V258H78V257H77L78 260H76V259H74V258H72V257H71V258H68ZM82 257H84V255H83ZM85 257H86V256H85ZM0 258H1V257H0ZM2 258H3V257H2ZM12 258H13V257H12ZM19 258H20V257H19ZM53 258H52L51 260H53ZM60 258H61V257H60ZM61 259H62V258H61ZM81 259H82V258H80V260H81ZM3 260H4V259H3ZM14 260H15V259H14ZM17 260H18V259H17ZM55 260H56V257H55ZM84 260H85V259H83V260H81V261H84ZM1 261H2V260H1ZM5 261L8 262V260H5ZM10 261L13 262L12 259H11ZM85 261H86V260H85ZM85 261H84V262H85ZM11 262H8V264H9V263H10V264H13V263H14V262H13V263H11ZM96 262H97V261H96ZM42 263L44 264V262H42ZM57 263H56V264H57ZM111 263H112V262H110V264H111ZM4 264H5V263H4ZM6 264H7V263H6ZM53 264H54V263H53ZM82 264H83V263H82ZM87 264H88V263H87ZM89 264H90V263H89ZM113 264H114V263H113Z\"/></svg>", "mask_w": 264, "mask_h": 264}]
</instances>
